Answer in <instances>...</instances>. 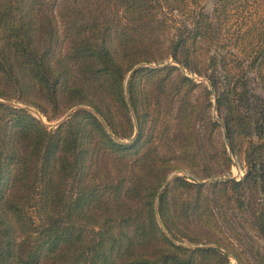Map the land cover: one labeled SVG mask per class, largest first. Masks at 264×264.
Masks as SVG:
<instances>
[{"label": "trees", "instance_id": "16d2710c", "mask_svg": "<svg viewBox=\"0 0 264 264\" xmlns=\"http://www.w3.org/2000/svg\"><path fill=\"white\" fill-rule=\"evenodd\" d=\"M169 61L243 181L197 182L232 160ZM232 257L264 264V0H0V264Z\"/></svg>", "mask_w": 264, "mask_h": 264}, {"label": "rangeland", "instance_id": "374dc122", "mask_svg": "<svg viewBox=\"0 0 264 264\" xmlns=\"http://www.w3.org/2000/svg\"><path fill=\"white\" fill-rule=\"evenodd\" d=\"M169 65H172V66H175V67H178L180 68L181 72L191 78L193 81H195V83L197 84H203V86L207 87L209 91H211L212 93V109H211V115L212 117L214 118V120L219 123L222 128L220 130H218L215 135H214V140L216 141L217 144H219L220 146H216L218 149H221V144L224 143V146L226 147V150L227 152L229 153L230 157H231V160H232V165L230 167V170L229 172L225 175V176H219V177H215V178H209V179H205V180H197V182L199 184H202V185H205V186H209L211 184H216V183H219V182H222V181H228V180H234V181H238V182H241L245 179L246 177V174H247V163L244 159V155L242 154V151L245 150V147H239V143L240 142H237L235 145H237V149L236 151L233 153L229 144H228V141H227V137H226V130H225V127H224V122L223 120L219 117L218 115V112H217V97H216V94L210 84V82L205 79V78H201V77H198L196 75H191L187 72V70H185L181 65H178L177 63H175L174 61H169L167 62L165 65H152V67L154 68H162V67H165V66H169ZM33 111L32 114L37 117L38 119H41L43 121V123H45L46 125L50 126V127H53L52 125H54L55 123L57 122H54V123H48L45 119H43L34 109H32ZM177 176H181V177H192V175L188 172H177V173H174L170 176V178L168 179V181L166 183L167 186L164 185V188H167L171 181L177 177ZM190 182H195L193 181L192 179H189ZM217 211V209H215ZM168 237L170 239H173L169 234H168ZM175 244L177 245H183L184 247H187V248H190V249H197V248H218L216 245H193V244H190L188 242H184L183 244L182 243H178L176 242L175 240H172ZM231 264H238L237 261L232 257L231 258Z\"/></svg>", "mask_w": 264, "mask_h": 264}, {"label": "water", "instance_id": "95a60500", "mask_svg": "<svg viewBox=\"0 0 264 264\" xmlns=\"http://www.w3.org/2000/svg\"><path fill=\"white\" fill-rule=\"evenodd\" d=\"M133 72L130 74V78L132 76ZM28 110L30 111H33L32 109L30 108H27ZM81 109H84L83 107H77L73 110H71L69 113H67L60 121H58L57 123H55L54 125H52L53 127H58L60 126L61 124L65 123L76 111H79ZM168 183H166L165 186H167Z\"/></svg>", "mask_w": 264, "mask_h": 264}]
</instances>
